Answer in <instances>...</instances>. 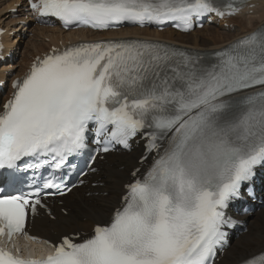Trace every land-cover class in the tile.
Listing matches in <instances>:
<instances>
[{"label": "snow or ice", "instance_id": "snow-or-ice-1", "mask_svg": "<svg viewBox=\"0 0 264 264\" xmlns=\"http://www.w3.org/2000/svg\"><path fill=\"white\" fill-rule=\"evenodd\" d=\"M29 3L66 27L97 29L176 21L187 31L194 16L225 15L213 0ZM225 8L228 14L238 11L235 2ZM258 86L261 90L248 91ZM13 88L0 111V169H15L31 156L52 155L62 162L84 147L90 123L98 136L110 137L103 152L111 141L128 147L145 128L152 130L149 151L159 149L158 140L169 143L143 180L126 185L122 207L91 238L82 243L65 238L42 261L0 250V264H209L230 223L224 209L264 162V31L211 60L149 42L69 47L37 60ZM29 195L37 198L30 203ZM38 196L0 195V234L5 228L9 238L22 232L26 208L35 213ZM245 264H264V254Z\"/></svg>", "mask_w": 264, "mask_h": 264}, {"label": "bare ground", "instance_id": "bare-ground-1", "mask_svg": "<svg viewBox=\"0 0 264 264\" xmlns=\"http://www.w3.org/2000/svg\"><path fill=\"white\" fill-rule=\"evenodd\" d=\"M18 1L19 0H9L7 7H15ZM253 3H254L253 7L255 6L256 8V11L254 13L244 16V10L250 8V7H245L236 16V18L239 17L235 20L236 25L239 27L237 32L243 31V33H245L251 30L252 28H254L256 24H258L264 19V0H255ZM18 10L22 11L21 7H19ZM28 17H31L32 20H35L34 15ZM254 18H256L257 20H255ZM0 24H1V19H0ZM5 24L8 25V23ZM219 24H221V22H219ZM37 28L39 31H44L46 34L50 35L54 41H56L58 38L73 39L77 37L149 34L156 37H165L171 40L178 41L180 43H185L193 46H200L202 48L203 47L211 48V46L214 45L216 46L218 42L221 43L223 41H226L229 38H232V35L237 34V33L232 34L220 27L214 28L211 26L204 27L200 30L193 29L192 31L187 32L186 34L178 33L170 29H165L159 32V31L151 30L150 28H138L135 26H125L117 30H111L107 32H93L87 29L69 30L65 32L60 30L56 25L53 27H49L45 23L40 25L38 24ZM7 32L8 31L6 29V33L4 34L5 51H9V49L12 46L11 38ZM25 52L26 51H24V53ZM7 66H9L8 63ZM22 68L23 65L21 64L19 70ZM138 149H139L138 147L136 148L134 147V148H130L129 152L107 153V155L113 156V162L109 160L107 162L108 166L106 165L104 169L106 172L105 175L107 178L108 186H110L112 189H111V193H106L104 195L94 194L89 197V198L100 199V202H98L97 205H86L87 203L84 204L83 200L87 202L89 199L87 197H84L83 194L78 193L79 200H75L72 202V204L76 206L75 211H72L67 217H62L59 213H57L56 219L52 221L48 220L45 215L42 216L40 215L38 218H36V221L33 222V227H36V229L32 231V235L46 238L50 235V233L47 230L48 226L54 229L63 227L66 224L70 226L81 227V226H88L92 221L98 220V218L95 217L104 215L107 212L109 205L114 204L118 199V197L116 196H118L120 193L123 192L121 189V183L127 177L126 175L127 167L124 165L121 166V164L130 161L133 162L135 160L134 154L136 153V151H138ZM96 174L98 176L99 172L97 171ZM86 176L87 174H84L83 177L85 178ZM82 185H80V187H73L66 193V196L64 198L67 200V202H69V197L71 194H75L78 190L84 187ZM100 189L102 190L105 188H100L99 186L95 188V190H100ZM106 200H110V201H106ZM83 206H86L87 209H84ZM84 210H88L87 213L88 216L87 217L85 216L86 217L85 221H82L80 215L81 213H83ZM246 218L248 221L246 232L240 237L239 240L234 239L233 241H231L229 246L226 247L222 259L215 264H231L237 261L238 259H242L243 257L262 249L261 247L264 245V225H262L264 223V210L255 212L252 214L251 217L247 216ZM40 245L41 244H37L36 247H39Z\"/></svg>", "mask_w": 264, "mask_h": 264}, {"label": "rangeland", "instance_id": "rangeland-1", "mask_svg": "<svg viewBox=\"0 0 264 264\" xmlns=\"http://www.w3.org/2000/svg\"><path fill=\"white\" fill-rule=\"evenodd\" d=\"M4 6H5L4 1L3 0H0V10L2 9L0 11V16L3 17L4 21H8L10 19V17H8V13L5 11L4 8H1V7H4ZM250 11L251 10H249L247 12L250 13V14H252ZM27 18L31 19V17H27ZM254 19L257 20L256 18H254ZM16 26H20V24H16ZM33 26H34V23L32 21H30V20H27V24H24V25L20 26L19 29L14 30L15 34H12L11 35L13 39H16L14 41V45H13V49H12L13 50V60H12V63H17V62L23 60L24 58H30V54L34 53V51H33V48L34 47H33V45H31V43L46 42L44 40V37L45 36L47 37V34L46 33H42L40 31H35V32L31 31V29L33 28ZM37 26H38V24L36 25V27ZM210 26L211 27H214V28H217V27L218 28L219 27L220 28H223V29H225V31H228V32H230L232 34L237 33L235 35H232V38H234L235 36H240L243 33V31H240V32L238 31L237 32V30H238L239 27L236 25V22L231 27H229V28L223 27L222 25H219V24L218 25H210ZM16 33H19V34L16 36ZM223 43L224 42H222V43L218 42V44H216V46L215 45L214 46H211V49H214V47L217 48L220 45H222ZM24 51H26V52L24 53ZM106 165L108 166V163H105L101 168H99V172L100 173L98 175L99 176V179L97 180V183H96V179L97 178L96 177H93L95 175H91V176L87 177L85 179L86 182L83 184L84 187H82V190L80 189L75 194H71L69 198H72V200H73L75 198V196L77 197L82 192L84 194V197H87L89 199L87 202L85 200H83L84 204L87 203L86 205H97L98 202H100V199H98V198H89L91 195H94V194L95 195L96 194H103L104 195L106 193H111V189L112 188L110 186H108L107 178H106V175H105L106 172L104 170ZM93 182L96 183V184H94ZM98 182H99V184H98ZM91 184L94 185L93 187H95V186L98 185L100 188H105V189H102V190L101 189L100 190H95V189L90 190V189H92L91 187H89V186H91ZM88 191H90V194H88L89 193ZM96 199H98V200H96ZM77 200H79V198H77ZM70 201L71 200L69 199V202ZM106 201H110V200H106ZM69 212H71V211H69ZM87 213H88V210H84L83 213H82V215L88 216ZM95 218H100V220H102L103 215L102 216L95 217ZM262 225H264V223Z\"/></svg>", "mask_w": 264, "mask_h": 264}]
</instances>
